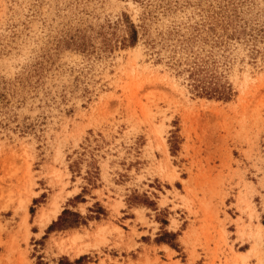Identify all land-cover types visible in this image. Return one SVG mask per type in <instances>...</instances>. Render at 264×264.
Returning <instances> with one entry per match:
<instances>
[{"label":"rangeland","instance_id":"rangeland-1","mask_svg":"<svg viewBox=\"0 0 264 264\" xmlns=\"http://www.w3.org/2000/svg\"><path fill=\"white\" fill-rule=\"evenodd\" d=\"M0 264H264V0H0Z\"/></svg>","mask_w":264,"mask_h":264},{"label":"trees","instance_id":"trees-1","mask_svg":"<svg viewBox=\"0 0 264 264\" xmlns=\"http://www.w3.org/2000/svg\"><path fill=\"white\" fill-rule=\"evenodd\" d=\"M135 38H136V32L134 30L133 36L131 37V43L135 41ZM198 90L200 91L201 95H205L208 97H216L218 99H225V100L228 99V97L225 96L227 91L224 87H221V88H219L218 86L217 87L216 86L206 87L205 85H203L199 87ZM81 220H82V217L80 215L73 213V212H69V211H63V213L59 216L57 222L53 224L51 228L52 227L59 228V229L72 228L82 223Z\"/></svg>","mask_w":264,"mask_h":264},{"label":"bare ground","instance_id":"bare-ground-1","mask_svg":"<svg viewBox=\"0 0 264 264\" xmlns=\"http://www.w3.org/2000/svg\"><path fill=\"white\" fill-rule=\"evenodd\" d=\"M52 216V215H51ZM47 218V217H46Z\"/></svg>","mask_w":264,"mask_h":264}]
</instances>
